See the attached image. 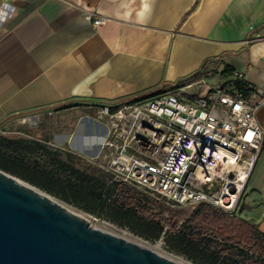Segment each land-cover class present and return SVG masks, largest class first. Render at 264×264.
<instances>
[{"label": "crops", "instance_id": "1", "mask_svg": "<svg viewBox=\"0 0 264 264\" xmlns=\"http://www.w3.org/2000/svg\"><path fill=\"white\" fill-rule=\"evenodd\" d=\"M0 0V15L5 12ZM0 25V134L49 140L82 159L105 140L94 111L74 129L49 119L70 105L136 99L175 85L212 60L218 83L235 76L264 91V0H8ZM85 11L108 20L96 28ZM215 65V66H214ZM226 80V81H224ZM221 84V85H222ZM219 85V86H221ZM218 86V85H217ZM94 105V104H92ZM77 107L69 111H80ZM78 109V110H77ZM98 113V112H97ZM96 115V114H95ZM264 130V108L257 114ZM11 129L15 130L10 133ZM8 137V136H7ZM258 171L253 186L254 174ZM264 151L245 184L241 217L264 233Z\"/></svg>", "mask_w": 264, "mask_h": 264}, {"label": "built area", "instance_id": "2", "mask_svg": "<svg viewBox=\"0 0 264 264\" xmlns=\"http://www.w3.org/2000/svg\"><path fill=\"white\" fill-rule=\"evenodd\" d=\"M7 1L1 26L15 11ZM83 16L96 28L108 22L94 12ZM238 79L244 80L237 74L209 89L198 81L115 112L101 108L96 120L106 123L107 136L86 161L110 176L111 183L128 185L169 206H213L233 213L264 147L256 115L264 108V91L249 85L252 92L245 96L235 85ZM200 88L204 90L198 92ZM239 170L248 177L234 193ZM186 223L180 220L175 229L163 226L160 240H169Z\"/></svg>", "mask_w": 264, "mask_h": 264}, {"label": "trees", "instance_id": "3", "mask_svg": "<svg viewBox=\"0 0 264 264\" xmlns=\"http://www.w3.org/2000/svg\"><path fill=\"white\" fill-rule=\"evenodd\" d=\"M213 63L208 60L193 76L180 80L175 85L166 84L152 89L136 99L116 103L82 101L68 108L98 106L109 107L115 112L124 104L152 99L202 81L211 75H218L217 67L212 68ZM222 76L233 78L235 73L231 67H226ZM235 85L245 96L252 92L245 80L238 79ZM48 143L46 138H10L0 134V170L29 183L65 205H71L97 219L106 218L112 224L151 243L160 240L164 232L162 221L168 222L175 229L177 223L185 217L184 213L175 211L172 207L166 208L170 220L163 217L164 210L157 212L158 218L153 217L149 205L159 204L156 199L128 185L111 183L110 176L99 168H94L92 173L79 169L77 162L82 161L81 157L70 151L52 148ZM262 150L264 151V147ZM206 209H212L219 222L224 220L226 229L235 236V242L228 241V238L220 239L222 242H219L214 235L211 238L201 237V233L195 234L196 229L188 220L170 238V248L195 264H264V233L256 225L240 220L233 213L223 214L224 212L213 206H199L193 214L194 218L203 215Z\"/></svg>", "mask_w": 264, "mask_h": 264}, {"label": "water", "instance_id": "4", "mask_svg": "<svg viewBox=\"0 0 264 264\" xmlns=\"http://www.w3.org/2000/svg\"><path fill=\"white\" fill-rule=\"evenodd\" d=\"M56 200L0 170V264H179L92 228Z\"/></svg>", "mask_w": 264, "mask_h": 264}, {"label": "rangeland", "instance_id": "5", "mask_svg": "<svg viewBox=\"0 0 264 264\" xmlns=\"http://www.w3.org/2000/svg\"><path fill=\"white\" fill-rule=\"evenodd\" d=\"M218 81H219V78L213 77L211 79H208V81H205L204 87L209 89L210 87H215L217 85L218 86L221 85L222 83H218ZM224 81H226V80H224ZM203 90H204V88H200L197 91L202 92ZM85 107H88V106H82L81 108H79L80 111H78V112L68 110V109H74L77 107L68 108L65 110L68 113H65L63 115H55L54 117H51L49 119V121L51 123V125L49 127L53 130V132L54 131L57 132L62 127H64V129L69 128L71 131L72 129H74V127L76 125V121H78L80 119V117H82V113L87 111L85 109ZM91 109H93V111H94L93 115H91V118H93V120H96L97 112L101 108L96 106V107H91ZM104 125H106V123ZM14 131L15 130L11 129V131H9V132L12 133ZM7 136L10 138L17 137V135L15 133H13L12 135H7ZM86 158L89 159V157H85L82 159L81 162H77V167L81 170L85 169L87 172L92 173L93 169L95 167L92 166V164H90L89 162H87ZM258 173L259 172L256 171V173L254 174V178L252 179L253 181L251 182L250 186H253L254 181L256 180V176L258 175ZM257 177L259 178V176H257ZM232 179H236V176H233ZM260 180H262L263 181L262 184H264V178H261ZM245 197H246V186L240 192L238 203L236 205V209L233 212V215H235L240 220L241 219L244 220L241 217V215H239V211L243 207V204L245 202V200H244ZM59 203L64 205V206H67L68 208H72L73 210L78 212L80 215H82L84 218H86L89 221L90 226L94 222L92 225V228H94V229L101 230L103 232L110 233L112 235H116V236L122 237V238L127 239V240L128 239L133 240L141 246L143 245V246H146L148 248L155 250L156 252H158L159 254L163 255L166 258L173 259V260H176V261H179L182 263L184 262V263H188V264H195L192 261H190L189 259H187L186 257H183L176 250H173L172 248H170V245H168V242L170 239L168 240L167 236H166V239H164V240H157L155 243H151V242L145 240L143 237L141 238V237L137 236L136 234L130 232L129 230H126L125 228H122V227H120L114 223L112 224L106 218L97 219L94 216H91L89 214H86V213L84 214L83 212L79 211L78 209H76L75 207H73L71 205L70 206L65 205L64 203H62L60 201H59ZM149 206H150V209L152 210L151 215H153V217L154 216L157 217L156 214L158 211L164 210L163 217L167 220H170L171 217L169 216V212L167 211L166 208L172 207L173 210L179 211V212L185 214V217L181 220H184V219H186L187 221L189 220V222H191L192 226H194V229H196L195 234L204 233V234H207L209 236L214 235L218 239H222V240H226L228 238V241L235 242V240H234L235 236L233 234L231 235L229 230L226 229L227 224L224 223V220H222V222H219L216 219L217 217L215 216L212 209H206V211L204 212L203 215H199L198 217L194 218L193 214L198 209L194 205H186L183 208H180V207H177L174 205L169 206L165 203L159 202V204H150ZM221 211L224 212L223 214L231 213L228 211H226V212L223 210H221ZM162 226H164V227L167 226L170 228L171 224H169L168 222L162 221ZM158 245H160V247H158Z\"/></svg>", "mask_w": 264, "mask_h": 264}, {"label": "bare ground", "instance_id": "6", "mask_svg": "<svg viewBox=\"0 0 264 264\" xmlns=\"http://www.w3.org/2000/svg\"><path fill=\"white\" fill-rule=\"evenodd\" d=\"M239 172H240V179H239V181H238V183L237 184H235L234 185V188H233V192L234 193H236L237 192V189H238V193L241 191V189H242V184L246 181V178L248 177L247 176V174L245 173V172H243V171H241V170H239ZM235 187H237V188H235ZM58 203H59V201L58 200H56ZM60 204V203H59ZM60 205H62V204H60ZM62 206H64V205H62ZM65 208H67L69 211H71V212H73L75 215H77L78 217H80L81 219H86V218H84L82 215H80L78 212H76L75 210H73L72 208H68L67 206H64ZM87 220V219H86ZM88 221V220H87ZM89 222V221H88ZM106 233V232H105ZM110 234V233H109ZM112 235V234H111ZM114 236V235H113ZM116 236V235H115ZM117 237H119V236H117ZM120 238H122V237H120ZM122 239H124V238H122ZM125 241H129V242H131V243H133V244H135V245H137V246H140V247H144V248H146V249H149V250H151V251H153V252H155V253H158V252H156L155 250H153V249H151V248H148V247H146V246H141V245H139L137 242H135V241H133V240H130V239H124ZM158 247H160V245H158ZM169 259V258H168ZM170 260H173V259H170ZM173 261H175V262H177V263H179V264H188V263H182V262H179V261H176V260H173Z\"/></svg>", "mask_w": 264, "mask_h": 264}]
</instances>
